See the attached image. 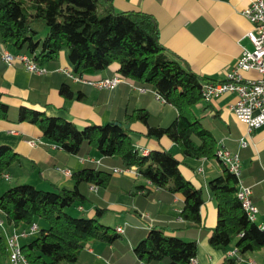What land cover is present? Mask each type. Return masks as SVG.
Instances as JSON below:
<instances>
[{"label": "trees", "instance_id": "trees-1", "mask_svg": "<svg viewBox=\"0 0 264 264\" xmlns=\"http://www.w3.org/2000/svg\"><path fill=\"white\" fill-rule=\"evenodd\" d=\"M0 43L27 54L47 70L59 67L60 50L66 47L73 73L79 76L117 62L122 77L140 82L154 95L160 94L178 112L170 124L164 125L143 106L128 113L126 123L139 120L149 136L167 135L177 142L184 156L217 158L222 164L221 172L209 181L218 201V221L209 230L202 224L203 191L184 176L180 160L170 150L156 149L143 155L125 123L110 121L80 128L67 118L47 115L34 107H13L2 100L0 92V118L37 124L46 138L67 153L85 156L95 147L103 155L101 162L87 159L73 172L72 188L52 190L19 183L0 193V211L9 223L31 227L37 217L47 222L21 245L31 264H72L92 240L108 244L103 255L111 260L131 250L138 263L144 264H191L197 256L198 237L206 235L214 249L225 251L235 241L238 256L227 255L219 264H237L239 257L264 247V229L249 217L238 195L241 182L249 185V181L243 170L237 175L218 155V150L226 146L215 133L219 121L216 113L208 120L194 110L200 102L206 108L211 106L204 98L203 87L212 79L166 53L153 15L141 10H116L111 0H0ZM78 87L68 78L60 92L67 99L75 94L83 99L85 93ZM19 161V154L11 146L0 145V180ZM115 166H135L137 176L152 185H138L148 199L158 196L170 201L176 194L182 197L178 219L138 229L133 248L125 235L98 217L67 211L76 203L90 200L97 202L98 216L103 215L105 205L87 187L95 184L103 188L113 183ZM7 247L0 224V253L6 254Z\"/></svg>", "mask_w": 264, "mask_h": 264}, {"label": "crops", "instance_id": "crops-1", "mask_svg": "<svg viewBox=\"0 0 264 264\" xmlns=\"http://www.w3.org/2000/svg\"><path fill=\"white\" fill-rule=\"evenodd\" d=\"M251 0H111L116 10H141L154 16L159 28L160 41L166 53L188 65L196 73L215 81L224 80L234 67L244 50H252L254 45L248 36L253 29L252 22L243 13ZM100 5L105 6L104 2ZM46 30V29H45ZM12 54H19L15 49L7 48ZM59 67L37 73L29 70L24 63L15 59L8 63L0 58V92L2 100L13 106L23 105L37 108L47 115L61 116L73 121L78 127L90 124H105L110 121L129 124V133L135 145L143 155L151 150L168 149L179 160L184 176L203 191L204 202L201 206L202 224L209 230L218 221V201L210 190L209 181L222 170L217 158H192L184 156L180 145L167 135L152 137L147 134L146 125L135 120L126 123V117L135 108L147 107L153 116L159 117L164 125L170 124L177 116V109L170 103L156 98L148 90H141L140 82L124 78L113 89L98 88L89 83L73 80L68 71L72 64L68 51L63 47L59 53ZM119 64L114 62L108 68L86 74L89 79L120 75ZM245 77H257L256 71H241ZM68 78L83 90L85 96L67 99L60 86ZM234 92H224L214 97L204 107V102L195 105L198 116L208 120L216 113V135L221 144L232 152L241 155V166L251 187V198L257 205L255 221L264 226V125L249 130L247 124L236 116L230 105L236 100ZM217 110V111H216ZM243 141L246 145H243ZM11 146L20 157L16 164L28 165V173L34 177L32 183L43 189L57 190L62 187H74L73 172L81 169L87 159L101 162L103 155L93 147L85 156L65 152L56 142L44 136L41 128L29 121H15L0 118V145ZM225 147V148H226ZM145 151L147 153H145ZM15 165V164H14ZM114 167L115 181L107 187L97 190L87 187L95 193L106 207L103 215L97 214V202L90 200L91 217L100 220L109 215L103 223L117 228H124L122 233L133 248V240L138 229H149L156 223L165 224L179 217L183 202L182 197L174 195L172 200L165 201L154 196L151 199L143 196L145 191L139 184L152 187L149 180L137 176L138 171L117 172ZM126 168V167H125ZM65 170H69L67 173ZM12 177L11 171L6 174ZM38 181V182H36ZM5 183L2 184V187ZM247 185V184H246ZM142 189V190H141ZM98 201V200H96ZM84 202L77 206L84 211ZM82 215V214H81ZM101 217V218H100ZM2 219L3 233L9 235L19 229L27 231L26 236L19 238L20 244L28 242L40 226L47 222L37 219V228L28 231L25 226H15ZM108 221V222H106ZM189 238V237H188ZM192 239V238H190ZM8 245V243L5 241ZM107 243L100 240L89 241L82 250L79 259L72 264H144L138 263L133 251L122 253L116 260L103 255ZM113 250L114 247L111 246ZM238 256L235 241L224 250L214 249L209 243V235L198 237V251L194 264H219L224 258ZM10 249L0 253V264H10ZM161 264H166L161 263ZM237 264H264V247L239 257Z\"/></svg>", "mask_w": 264, "mask_h": 264}, {"label": "built area", "instance_id": "built-area-1", "mask_svg": "<svg viewBox=\"0 0 264 264\" xmlns=\"http://www.w3.org/2000/svg\"><path fill=\"white\" fill-rule=\"evenodd\" d=\"M243 13L254 26L248 32V36L254 45L253 49H246L242 52L224 80L207 81L204 84L203 92L206 101H211L214 97L227 91L236 93L237 98L230 107L238 119L245 122L249 130H253L264 125V0H251L243 9ZM0 50L3 59L10 64L17 58L31 71L37 73L47 72V68L38 66L36 61L27 54L14 55L7 48L3 47L1 43ZM242 70L256 71L259 76L245 77L241 72ZM68 74L75 81L86 82L98 88L105 89H113L123 80L121 75L89 79L85 76H79L72 71H68ZM141 90L146 89L142 87ZM156 98L164 102V98L160 94H156ZM243 145H246V142L243 141ZM145 153L147 152L145 151ZM218 155L225 166L237 175H241L242 166L239 152H232L223 147L218 150ZM135 170L133 167L115 168L117 172H130ZM65 171L69 173V170ZM91 189L97 190L98 186L92 184ZM238 195L249 217L255 219L258 207L251 198V187L241 182ZM0 224H2V219H0ZM36 228L37 225L34 223L30 227V231H34ZM262 228L264 229V226ZM116 230L123 232L124 228L118 226ZM27 234V231H14L9 235L10 264H31L27 256L22 252L19 241L21 236H26ZM195 261V258H193L191 264H194Z\"/></svg>", "mask_w": 264, "mask_h": 264}, {"label": "rangeland", "instance_id": "rangeland-1", "mask_svg": "<svg viewBox=\"0 0 264 264\" xmlns=\"http://www.w3.org/2000/svg\"><path fill=\"white\" fill-rule=\"evenodd\" d=\"M45 33H46V31L44 30L41 34L44 35ZM28 170H29V168H28V165H26V164L24 165V167L19 166V164H15L11 168L12 177L9 179L5 175V176H3L1 178V180H0V193H2L3 191H5L7 188H9V187H11L13 185L19 184V183H31V184H35V183H32L34 177L30 176V174L28 173ZM36 182H38V181H36ZM3 183H5V184L2 187V184ZM36 184H38L36 186H40L39 183H36ZM39 188H41V187H39ZM78 205H79V203H76V204L68 207L67 208V211L70 212V213H72V214H74V215H81V214L83 216H91V214L96 215L95 212L92 213V211H91L92 210L91 203L84 202V204H83L85 206V210L84 211H78L77 210V206ZM0 215H2V217L5 219V214L2 211H0ZM108 217H109V215L103 217V219H101V220H108ZM37 219H40V217H37ZM5 221H7V220H5ZM106 222H108V221H106ZM25 227H27L26 229L28 231H30V226H25ZM2 228H3V226H2ZM38 230L39 229H36L35 230L36 232H35V235L34 236L37 235ZM20 231H22V230L19 229V232ZM4 240L8 243V236H6L5 234H4ZM96 264H101V262L97 261Z\"/></svg>", "mask_w": 264, "mask_h": 264}, {"label": "water", "instance_id": "water-1", "mask_svg": "<svg viewBox=\"0 0 264 264\" xmlns=\"http://www.w3.org/2000/svg\"><path fill=\"white\" fill-rule=\"evenodd\" d=\"M118 123H121V122H118ZM125 126L128 128L129 127V124H126Z\"/></svg>", "mask_w": 264, "mask_h": 264}]
</instances>
